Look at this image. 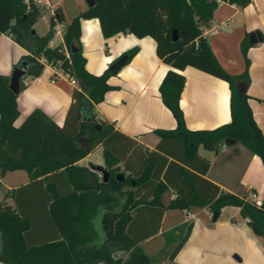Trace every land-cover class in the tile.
I'll use <instances>...</instances> for the list:
<instances>
[{
	"label": "trees",
	"instance_id": "trees-1",
	"mask_svg": "<svg viewBox=\"0 0 264 264\" xmlns=\"http://www.w3.org/2000/svg\"><path fill=\"white\" fill-rule=\"evenodd\" d=\"M222 1L240 7L251 2ZM218 2L94 0L70 22L57 7L48 31L39 36L32 33L42 15L37 0H0V33L11 36L30 51L15 67L25 63V75L35 77L50 63L78 83L63 126L41 108L33 109L20 125H15L20 114L18 94L9 87L10 75L0 73V172L22 169L30 177L28 183L13 192L16 208L0 207V264H154L142 242L159 231L167 209L190 206H208L211 212H220L226 205L239 206L241 215L249 218L251 228L264 241V199L258 205L246 191L220 192L219 186L194 171L199 168L205 174L209 168V162L198 153L199 146L217 150L226 138L242 142L261 158L264 166V133L254 118L248 94L250 42L246 39L241 45L245 70L232 74L221 65L203 35ZM90 18L99 19L105 37L121 32L151 36L156 41L157 56L169 66L159 89L177 126L155 130L161 137L156 149H144L137 140L97 118L93 107L104 100L112 88L108 79L116 73L110 67L99 75L86 68L81 20ZM64 22L63 42L50 46L56 25ZM174 31L178 40L173 39ZM137 51V47L126 50L113 62L127 56V64ZM187 66L229 83V123L214 129L187 127L180 106L186 82L180 71ZM83 137L89 139V150L81 146ZM98 144L103 147L110 173L107 181L103 175L77 164ZM118 172H125L121 181L116 178ZM169 186L179 187V193L165 204L161 194ZM45 215L56 234L51 240L33 242L29 235L40 227L38 220ZM192 227L193 222H185L177 228L178 234L165 235L167 245L175 242L171 249L162 250L163 257H175ZM119 250L127 253L124 259L114 256Z\"/></svg>",
	"mask_w": 264,
	"mask_h": 264
},
{
	"label": "crops",
	"instance_id": "crops-1",
	"mask_svg": "<svg viewBox=\"0 0 264 264\" xmlns=\"http://www.w3.org/2000/svg\"><path fill=\"white\" fill-rule=\"evenodd\" d=\"M39 4L44 8L41 9V17L46 27L43 32H38L39 17L34 24V30L39 36H43L49 29L55 8L60 7L65 18L66 14L58 0H40ZM55 29L50 46L63 42L65 22L58 23ZM254 31H260L263 40L250 43L248 48L247 54L251 61L248 69L251 79L248 94L254 118L264 133V0H251L244 7L219 0L212 20L203 28V35L208 39L221 65L232 74H240L246 68L241 45L246 39L250 42V35ZM81 44L83 56L87 59L86 68L98 75L110 67L124 51L138 48L131 61L109 77L108 83L112 88L93 109L98 119L111 123L116 129L137 140L144 149H156L161 137L155 130H170L177 126L173 113L161 98L159 87L169 66L157 56L156 41L151 36L138 37L130 32L105 37L99 19L90 18L81 20ZM29 53L25 46L11 36L0 33V73L11 76L15 65ZM180 72L186 77L180 106L188 128L214 129L232 120L231 91L227 81L192 66H187ZM21 83L24 88H20L17 96L20 114L15 125H20L33 109L41 108L58 125L63 126L73 90L78 87L63 73V69L46 63L39 76L25 75ZM100 147L102 145L98 144L78 160L77 164L88 167L101 177L99 168H106V165L103 147L102 152ZM198 153L209 162V168L205 174L199 168L194 171L219 186L220 192L239 194L246 191L251 200L263 201V162L242 142L236 140L235 143L227 145L224 141L217 150H209L200 145ZM197 164L202 167V164ZM29 180V174L22 169L0 172V186L3 184L6 188L0 191V207L15 209L13 192ZM201 190L203 192V187ZM178 193L179 187L169 186L162 192L161 200L167 204ZM176 212H180L181 220L175 221ZM213 214L208 206L167 209L159 231L145 239L142 246L148 249L146 251L153 258L154 264H264L263 238L253 231L241 215L239 206L222 207L217 219L213 218ZM185 222H193L187 241L174 258L163 257L165 253L162 250L171 249L170 245L175 242L167 245L165 235L172 230L178 234L177 228ZM38 224L40 227L29 235L30 240L34 242L39 239H53L56 233L48 216H42ZM1 249L0 232V251ZM126 255L123 250L114 254L121 259Z\"/></svg>",
	"mask_w": 264,
	"mask_h": 264
},
{
	"label": "water",
	"instance_id": "water-1",
	"mask_svg": "<svg viewBox=\"0 0 264 264\" xmlns=\"http://www.w3.org/2000/svg\"><path fill=\"white\" fill-rule=\"evenodd\" d=\"M86 1H87L88 5L94 4V0H86ZM32 33H35V30H32ZM178 38H179V36H178L177 31H174L173 39L174 40H178ZM262 40H263V36H262L260 31H254V32L251 33V35H250V43H257L258 41H262ZM127 59H128L127 56H122L119 59H117L115 62H113L110 65L111 71L113 73H117L126 64ZM24 66H25V63H22L21 66L15 67L13 69V72H12L11 76H10L9 87L16 94L19 93L20 88H21V80L25 76V68H24ZM97 126L99 127V124ZM80 141H81L82 148L85 149V150H89V146L87 145L89 139L83 137V138L80 139ZM235 142H236V139H233V138H226L225 139V143L227 145H230V144L235 143ZM99 169L102 172L103 180L107 181L108 178H109V174H110L109 171L106 168H103V167H100ZM116 178L119 181L123 180L124 179V173L123 172H118L116 174ZM218 215H219V212L215 211L214 214H213V218L217 219Z\"/></svg>",
	"mask_w": 264,
	"mask_h": 264
},
{
	"label": "rangeland",
	"instance_id": "rangeland-1",
	"mask_svg": "<svg viewBox=\"0 0 264 264\" xmlns=\"http://www.w3.org/2000/svg\"><path fill=\"white\" fill-rule=\"evenodd\" d=\"M58 1H59V4L64 9L65 14H66V18H67L66 20H68V21L72 20L75 16L79 15L80 12L82 10L86 9L87 6H88L86 0H58ZM40 7H41L42 10H44L43 6L40 5ZM52 16H54V14H52ZM45 27H46V23H45L43 17H40V19L38 21V24H37L38 32H43L45 30ZM201 149L203 151H206V150H204L203 147ZM99 150H100V152H102V147H100ZM5 189H6L5 186L2 184L0 186V191H3ZM180 217H181L180 216V212L179 213L176 212L175 213V217H174L175 221L181 220L182 217L181 218ZM167 224H168V221L165 222V226H167ZM168 234L172 236V235H175L176 232H175V230H172ZM143 247H144V249H147L145 246H143Z\"/></svg>",
	"mask_w": 264,
	"mask_h": 264
},
{
	"label": "built area",
	"instance_id": "built-area-1",
	"mask_svg": "<svg viewBox=\"0 0 264 264\" xmlns=\"http://www.w3.org/2000/svg\"><path fill=\"white\" fill-rule=\"evenodd\" d=\"M37 1L39 2L40 0H37ZM67 54H68V52H67ZM63 73L66 74V75L70 78V80H71V82H72L73 84L78 85L76 79L71 78V77L69 76V74L66 73V72H64V71H63ZM255 202H256L258 205H261V204H262V201H259V200H256ZM245 220H246L247 222H249V218H245Z\"/></svg>",
	"mask_w": 264,
	"mask_h": 264
}]
</instances>
